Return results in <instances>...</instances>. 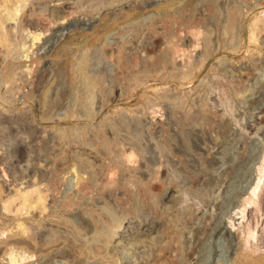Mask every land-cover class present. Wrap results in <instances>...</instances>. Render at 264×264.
Returning <instances> with one entry per match:
<instances>
[{
  "label": "rangeland",
  "instance_id": "obj_1",
  "mask_svg": "<svg viewBox=\"0 0 264 264\" xmlns=\"http://www.w3.org/2000/svg\"><path fill=\"white\" fill-rule=\"evenodd\" d=\"M261 232L264 0H0V264H264Z\"/></svg>",
  "mask_w": 264,
  "mask_h": 264
},
{
  "label": "bare ground",
  "instance_id": "obj_2",
  "mask_svg": "<svg viewBox=\"0 0 264 264\" xmlns=\"http://www.w3.org/2000/svg\"><path fill=\"white\" fill-rule=\"evenodd\" d=\"M98 4V3H97ZM241 18V17H240ZM241 22V21H240ZM239 21L237 22V23H240ZM236 23V24H237ZM237 28V27H236ZM238 31V30H237ZM240 32V31H239ZM237 33V32H236ZM239 36V35H238ZM239 39V38H238ZM139 40V39H138ZM206 51V50H205ZM207 52V51H206ZM209 53V52H208ZM203 54H204V52H203ZM205 55V54H204ZM209 55V54H208ZM208 55H206V56H208ZM82 65V64H81ZM83 67H85V66H83ZM88 74V73H87ZM85 76V75H84ZM115 206V205H114ZM56 216V215H55ZM245 215H242L241 217H244ZM232 229V228H231ZM231 229H230V231H231ZM233 230V229H232ZM259 236V237H262V236H264V232H261V233H259V234H257V233H255V236ZM261 239V238H260ZM250 240H249V238L246 240V242H249ZM248 246V245H247ZM263 247V246H262ZM258 248H260V245L259 244H254V246H253V249L254 250H257Z\"/></svg>",
  "mask_w": 264,
  "mask_h": 264
}]
</instances>
